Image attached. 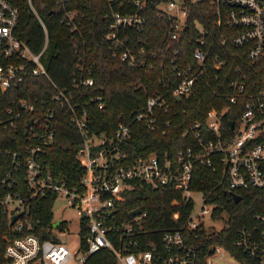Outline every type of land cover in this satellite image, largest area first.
Segmentation results:
<instances>
[{
    "label": "built area",
    "instance_id": "1",
    "mask_svg": "<svg viewBox=\"0 0 264 264\" xmlns=\"http://www.w3.org/2000/svg\"><path fill=\"white\" fill-rule=\"evenodd\" d=\"M191 1L196 0H164L158 4L159 11L169 20V37L178 39L183 28L188 26L186 18ZM208 3L212 23L225 26L223 34L229 35L232 44H247L249 57L261 53L264 48V0H208ZM74 13V10L66 11L67 23H71L72 27L75 26ZM18 14L12 2L0 0V90L24 80L29 68L33 73L46 72L42 56L48 44L47 34L42 47L33 51L14 31ZM111 15L112 28L104 34L110 39L111 56L118 55L129 65L137 64L136 52L116 33V27L132 26L140 30L145 17L140 13L120 11H112ZM199 30L193 50L196 62L176 69L178 77L169 94L149 93L145 105L133 114L134 118L154 122V109L166 108L170 103L168 95L188 97L208 63L218 67L224 62L219 54L210 53L206 36L208 28L199 25ZM92 83L93 77L79 70L72 76V87H59L52 94L53 101L68 105L71 119L81 135L76 156L84 171L78 177L77 185L54 177L46 164L45 152L54 130L50 128L46 131L41 126L40 116L52 117L53 106H47L43 113L33 117L29 114L36 108L35 103L22 99L17 109L7 107L0 115V129L15 126L22 116H26L28 124L23 147L5 149L10 155V166L0 177V207L7 214L10 230L3 237L5 264H85L88 256L101 248L112 251L115 264H199L200 252L188 234L195 228L206 226L203 217L207 213L212 216L213 204L199 190L201 207L196 214H192V191L198 190L191 187L192 167L197 162L213 165L217 159L222 162L231 188L264 187V90L253 93L251 99L244 102L240 117L233 121L232 126L230 124V134L221 133L220 109L209 107L206 110V126L212 134H202L198 129L200 122L194 120L182 131L193 133L192 143L180 148L177 156L171 158L167 153L159 155L157 151L129 156L121 149L123 142L130 137V126L124 120L116 123L112 133L89 130L85 108L87 100L81 104L80 100L74 99L73 88ZM230 85L234 91L226 97L234 101L238 92L243 90L244 81L232 78ZM94 99L98 107H104L102 94L95 95ZM19 172L25 178L27 194L14 189L16 173ZM132 180L146 182L153 187L173 185L177 188L184 199L191 201L181 224L155 229L145 227L147 211L142 209L135 213H130V209L129 218H118L116 200L123 198V190L132 184ZM49 191L66 196L76 207L79 227L84 219L86 230L79 233L77 248H71L62 241L65 226L62 218L57 225H53L55 219L52 221L50 236L41 238L36 231L37 228L42 232L43 228L38 226V220H34L30 212V199ZM171 202L177 200L173 198ZM13 214L17 216L11 220ZM179 216L180 212L176 209L171 212L170 218L178 221ZM233 244L245 258L235 256L219 243H210L204 260L212 264L210 258L216 256L226 264H264V208L254 212L249 223L237 227Z\"/></svg>",
    "mask_w": 264,
    "mask_h": 264
},
{
    "label": "trees",
    "instance_id": "2",
    "mask_svg": "<svg viewBox=\"0 0 264 264\" xmlns=\"http://www.w3.org/2000/svg\"><path fill=\"white\" fill-rule=\"evenodd\" d=\"M9 1L19 13L14 31L33 51L42 47L47 34L48 44L42 56L46 72L33 73L29 68L24 80L0 90V115L7 107L17 109L22 99L35 103L36 108L29 114L33 117L43 113L47 106H53L52 117L40 116L41 126L46 131L54 130L45 152L46 164L54 177L64 178L69 184L77 185L78 177L84 171L76 156L81 135L71 119L68 105L53 101L52 94L59 87H72L74 72L80 70L93 77L92 84L73 88L74 99L80 100L81 104L87 100L89 130L112 133L119 120L126 121L130 126V137L123 142L121 149L129 156L157 151L159 155L167 153L171 158L176 157L180 148L192 143L193 133L182 131L194 120L200 122L198 129L202 134H212L206 126V110L211 106L221 111V133L230 134L229 120L236 122L244 102L251 99L253 93L264 90V48L257 56L249 57L247 44H232L229 35L223 34L225 26L212 23L208 0L188 3V26L183 28L178 39L169 37V20L159 11L158 4L164 0ZM67 10L75 11L73 27L67 23ZM112 11L140 13L145 17L140 30L132 26L116 27V33L136 52L137 64L129 65L118 55L111 56L110 39L104 34L112 28ZM199 25L209 30L206 36L210 53L219 54L224 62L218 67L208 63L188 97L168 95L169 105L154 109V122L134 118L133 114L145 105L149 93L169 94L178 77L176 69L196 62L193 50ZM232 78L244 81V88L234 101L226 97L234 91L230 85ZM97 94L103 96V108L98 107L94 99ZM27 128L26 116H22L15 126L0 129V177L10 166V155L5 149L22 148ZM131 182L123 190V198L116 200L118 218H129V210L139 207L147 211L145 227L155 229L181 224L191 201L184 199L177 188L173 185L153 187L137 180ZM191 187L202 190L206 200L213 204L212 217L223 219L220 228L200 226L189 232L190 241L200 252L199 264H207L204 256L209 252L210 243H219L235 256L245 258L233 240L237 227L249 223L253 213L264 208V187L231 188L222 162L217 159L213 165L194 163ZM14 189L27 194L25 178L20 172L16 173ZM232 190L239 193V199L234 198ZM56 196V192L49 191L30 199V212L34 220H38V226L43 228L42 232L36 228L41 238L50 236L52 204ZM173 198L177 202L172 203ZM176 209L180 216L178 221H173L170 215ZM85 230L83 219L79 233ZM9 233L7 214L0 207V264H5L3 237ZM85 264H115V256L109 248H101L91 253Z\"/></svg>",
    "mask_w": 264,
    "mask_h": 264
},
{
    "label": "rangeland",
    "instance_id": "3",
    "mask_svg": "<svg viewBox=\"0 0 264 264\" xmlns=\"http://www.w3.org/2000/svg\"><path fill=\"white\" fill-rule=\"evenodd\" d=\"M192 197L194 199L192 214L194 215L201 207V192L199 190L192 191ZM223 215L226 216L225 213ZM52 216L53 220L57 218L64 220V238L62 241L67 243L71 248H77L79 245V214L76 207L69 202L66 196L58 194L52 204ZM203 219L208 228H220L223 225L221 217H212L209 213L205 214ZM210 262L212 264H226L224 260L216 256L211 257Z\"/></svg>",
    "mask_w": 264,
    "mask_h": 264
},
{
    "label": "water",
    "instance_id": "4",
    "mask_svg": "<svg viewBox=\"0 0 264 264\" xmlns=\"http://www.w3.org/2000/svg\"><path fill=\"white\" fill-rule=\"evenodd\" d=\"M229 122H230V124H231V126H232V124H233V120L230 119ZM231 192H232V194H233V196H234L235 199H239V197H240L239 193H237V192H235V191H231ZM139 210H140L139 207H135V208H132V209L130 210V213H135V212H138ZM16 216H17V214H13V215L11 216V220L15 219ZM60 221H61V218H57V219H55V220L53 221V225H57Z\"/></svg>",
    "mask_w": 264,
    "mask_h": 264
}]
</instances>
